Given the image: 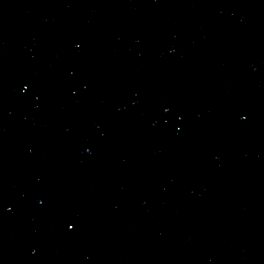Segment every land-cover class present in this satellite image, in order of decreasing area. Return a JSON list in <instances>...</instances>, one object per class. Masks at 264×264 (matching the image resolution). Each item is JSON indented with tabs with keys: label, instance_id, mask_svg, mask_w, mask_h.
<instances>
[{
	"label": "water",
	"instance_id": "1",
	"mask_svg": "<svg viewBox=\"0 0 264 264\" xmlns=\"http://www.w3.org/2000/svg\"><path fill=\"white\" fill-rule=\"evenodd\" d=\"M0 264H264V0H0Z\"/></svg>",
	"mask_w": 264,
	"mask_h": 264
}]
</instances>
